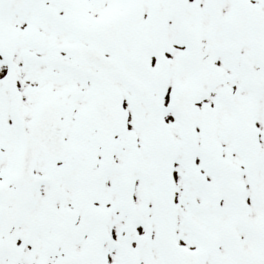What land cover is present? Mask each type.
<instances>
[{"label": "snow or ice", "instance_id": "snow-or-ice-1", "mask_svg": "<svg viewBox=\"0 0 264 264\" xmlns=\"http://www.w3.org/2000/svg\"><path fill=\"white\" fill-rule=\"evenodd\" d=\"M0 264H264V0H0Z\"/></svg>", "mask_w": 264, "mask_h": 264}]
</instances>
